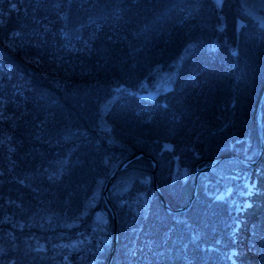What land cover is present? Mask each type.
<instances>
[{
  "label": "trees",
  "instance_id": "16d2710c",
  "mask_svg": "<svg viewBox=\"0 0 264 264\" xmlns=\"http://www.w3.org/2000/svg\"><path fill=\"white\" fill-rule=\"evenodd\" d=\"M218 6L215 0L0 4V264H60L48 241L30 246L25 239L48 232L35 220L38 212L78 215L99 178L107 181L138 151L156 159L158 186L173 209L187 205L196 169L208 160L257 157L264 26L240 0ZM158 69H176L178 76L170 89L144 97L139 87ZM262 115L264 129V104ZM228 161L245 168L254 188L247 193L240 176L219 188L230 186L227 195L206 194L203 182L215 166L202 174L183 213L162 205L151 159L131 162L109 191L119 233L111 264H264V155L254 167ZM178 163L191 176L171 185L168 174ZM125 173L149 192L148 207L135 215L112 197ZM101 201L97 214L111 228L109 241L97 254L74 252V264L108 262L114 220L102 192Z\"/></svg>",
  "mask_w": 264,
  "mask_h": 264
},
{
  "label": "rangeland",
  "instance_id": "374dc122",
  "mask_svg": "<svg viewBox=\"0 0 264 264\" xmlns=\"http://www.w3.org/2000/svg\"><path fill=\"white\" fill-rule=\"evenodd\" d=\"M4 0H0V4ZM244 13L252 16L257 22L264 26V0H240ZM216 2V1H215ZM239 21V20H238ZM240 23V22H239ZM175 70H163L158 69L155 72V76L152 81H145L139 87L141 95L147 98H153L161 90L170 89L175 80ZM109 102V101H108ZM105 107L102 108V114H105ZM104 128H108V125L104 123ZM216 166V167H215ZM212 171V175L203 182V189L206 194H218V196L227 195L231 190V187H227L226 190L219 189L222 186L227 185L240 176L245 178V183L248 186L247 193L254 188V183H249V177L243 167L239 166L235 161L221 162L215 165ZM171 171H168L170 173ZM134 174H127L120 176L115 181L112 187V197L120 201L121 208L129 210L132 215L138 213V210H145L149 205V192L148 189L139 188L134 183ZM188 176H191V170L183 167L182 164H173V172L168 174L170 177V184L173 185L177 180H185ZM208 176V175H207ZM107 177H101L98 180L95 190L86 199V203L83 205L82 210L78 215L73 217L70 214L73 210H57V211H44L38 212L39 216L35 219L39 222H44L43 227L48 229V232L44 231V234L40 237L26 236L25 239L31 240L32 245H46L48 241L51 244L53 254H58L60 257L56 258L60 264H74L72 254L80 251L79 258L85 256V252L90 251L91 254H97L102 250L106 243L109 241V234L111 228L101 221L98 217V210L103 209L101 201V192ZM249 178V179H248ZM231 185V184H230ZM131 188H134L132 193H126ZM218 191V192H216ZM242 192V188L239 189ZM137 194H136V193ZM215 192V193H214ZM71 196V195H70ZM237 205H239V199ZM109 217V215L107 214ZM81 229L77 231H65V229L75 227ZM44 230V229H43ZM7 234H10V230H7ZM75 235V236H74Z\"/></svg>",
  "mask_w": 264,
  "mask_h": 264
},
{
  "label": "water",
  "instance_id": "95a60500",
  "mask_svg": "<svg viewBox=\"0 0 264 264\" xmlns=\"http://www.w3.org/2000/svg\"><path fill=\"white\" fill-rule=\"evenodd\" d=\"M215 1L218 3V5H219L218 8L220 9L221 4H222V0H215ZM263 104H264V88H263L261 97H260L259 102H258L257 110H256V127H257L259 141H260L257 157L254 160H251V159L242 158L241 156H239L237 154H226V155H221V156L216 157L214 159L208 160L206 163L202 164L200 167H198L196 169V172L194 175V180H193L192 194H191L189 201H188L186 206L174 208V209L169 206L168 202L164 198L162 191H161V189L157 183V177H156V170L158 167L157 161H156V159H154V157H152L149 154L144 153L143 151H138L137 153H135V154L131 155L130 157H128L127 159L123 160L111 172L110 176L108 177V179L105 183L104 189L102 191V199L104 200L105 204L107 205L110 212L112 213L113 220H114V235H113V241H112V246H111V252H110L107 264H111L113 259H114L116 249H117L118 238H119L117 216H116L114 206H113V204L110 200V197H109V191H110L111 185L114 182L117 175L122 170H124L131 162H133L134 160H137L140 156L148 157L149 159L152 160L153 165H154V169L152 172L153 187H154L156 193L158 194V197L160 198V201H161L162 205L164 206V208L166 209V211L169 213L187 212L191 209V207L193 206V203L197 197L200 179H201V176L204 172L211 169L215 165H218L219 163L227 161V160H236L239 163H241L247 167H254V166H257L259 164V162L261 161V159L263 158V155H264V129H263V115H262ZM100 214L102 215V212H100Z\"/></svg>",
  "mask_w": 264,
  "mask_h": 264
}]
</instances>
